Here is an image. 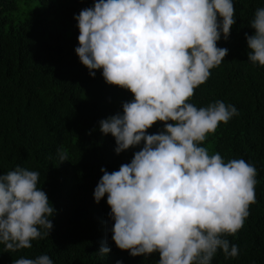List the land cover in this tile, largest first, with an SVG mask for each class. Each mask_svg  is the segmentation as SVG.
<instances>
[{
	"label": "clouds",
	"instance_id": "obj_1",
	"mask_svg": "<svg viewBox=\"0 0 264 264\" xmlns=\"http://www.w3.org/2000/svg\"><path fill=\"white\" fill-rule=\"evenodd\" d=\"M74 19L75 53L90 76L102 70L108 85L133 96L122 113L99 122L114 137L116 154L142 145L118 170L102 167L94 189L96 203L107 197L116 247L133 257L158 253L157 264H211L218 249L225 259L238 257V246L225 237L243 227L256 202L257 170L201 145L239 113L220 100L206 107L189 102L228 55L217 42L221 35L227 41L236 24L234 0H94ZM250 27L248 61L264 67V7ZM157 123L162 130L149 134ZM58 157L68 161L63 149ZM39 180V172L20 166L0 174L4 252L32 248L53 229L55 209ZM110 251L105 239L98 253ZM13 264L53 261L45 254Z\"/></svg>",
	"mask_w": 264,
	"mask_h": 264
},
{
	"label": "trees",
	"instance_id": "obj_2",
	"mask_svg": "<svg viewBox=\"0 0 264 264\" xmlns=\"http://www.w3.org/2000/svg\"><path fill=\"white\" fill-rule=\"evenodd\" d=\"M93 2L0 0V174L17 166L39 172L38 187L55 209L49 236L10 253L0 244V264L45 254L53 264H157L160 258L158 253L133 257L118 249L107 197L99 203L94 199L100 169L118 170L142 145L116 154L114 137L100 131L99 122L122 113V103L133 96L108 85L102 70L90 76L75 53L79 29L74 16ZM234 6L236 24L229 39L221 35L217 42L228 55L189 102L233 105L239 115L220 123L201 146L209 154L219 152L225 162L243 159L257 170L256 202L243 227L225 237L238 246L239 255L225 259L218 249L211 264H264V67L248 61L245 38L254 35L250 21L264 0H234ZM162 128L157 123L148 132ZM60 149L68 161L60 162ZM105 239L111 251L101 256Z\"/></svg>",
	"mask_w": 264,
	"mask_h": 264
}]
</instances>
